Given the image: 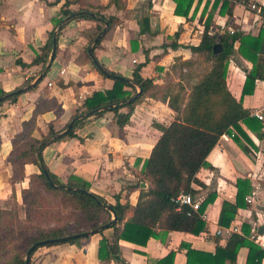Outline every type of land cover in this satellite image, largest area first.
<instances>
[{"label": "crops", "instance_id": "obj_1", "mask_svg": "<svg viewBox=\"0 0 264 264\" xmlns=\"http://www.w3.org/2000/svg\"><path fill=\"white\" fill-rule=\"evenodd\" d=\"M53 1L0 0V91L23 90L14 101L0 103V207H7L13 192L20 207L21 190L27 187L29 176L38 172L36 165L26 164L24 177L12 182L14 166L7 158L16 136L28 132L41 138L48 133L49 125L57 135L49 138L52 141L42 151L50 172L64 180L73 175L88 182L89 191L108 202H113V196L119 194L121 203L128 201L133 207L139 190L147 189L149 184L141 181L146 185L144 188L140 187L141 182L139 188L130 190L129 187L139 181L143 161L149 156L161 128L175 114L167 105V94L175 93L182 86L186 96L193 83L188 68L177 64L175 59L193 57L188 46L200 42L209 13L214 32L222 34L232 29L244 35L259 36L264 29V15L250 9L248 4L260 8L264 7V0H249L247 5L236 0H220L215 9H212L214 0H193L187 17L174 13L173 0H123L124 7L120 9L110 0H86L90 10L115 17L111 28L97 45L94 44L93 57L108 70L129 79L134 67L148 59L141 74L153 79L156 92L134 105L130 120L122 129L116 124L114 113L107 111L78 123L74 129L76 136L64 135L68 124L74 120L73 115L83 110L85 98L94 91L110 88L112 80L97 72L91 57L86 55L88 50L85 52L89 39L97 30L93 19L69 22L59 32L55 58L50 59V55L44 67L41 63L29 64L53 29L52 18L58 17L61 3L50 5ZM78 8L77 3L70 5L71 10ZM144 18L149 20V26L148 30L141 31ZM174 42L177 47H171ZM233 48L227 67V86L251 113L264 105V80L255 81L252 93H242L246 74L254 72L256 67L257 54L239 41ZM17 60L27 65L17 64ZM136 90H139L137 86ZM120 112H127V107H122ZM241 126L258 147V152L246 154L230 135L223 134L206 157L214 169L202 167L197 173L204 187L195 186L198 190L195 197L203 201L210 192L215 193L214 200L204 210V229L193 234L156 228L158 237H150L145 244L120 239L121 258L109 264H169L170 259H165L171 252V264H186L188 246L196 251L214 253L216 240L223 246L231 236L226 229L232 225L241 222L240 235L244 224L249 226V231L259 230L264 225V179L261 176L264 172V123L262 138L245 125ZM54 137L57 138L53 140ZM237 178L250 180L252 191L255 190L254 201L238 208L227 226L219 225L222 202H235ZM256 183L260 184L258 188ZM130 214L131 211L127 216ZM217 230H222V234H216ZM100 239L101 235L95 233L87 240H80L79 244L40 246L33 252L31 262L99 264ZM247 255L248 248H241L235 261L227 259L224 264H246ZM193 260L197 262L196 258ZM263 260L264 257L252 264H261Z\"/></svg>", "mask_w": 264, "mask_h": 264}, {"label": "trees", "instance_id": "obj_2", "mask_svg": "<svg viewBox=\"0 0 264 264\" xmlns=\"http://www.w3.org/2000/svg\"><path fill=\"white\" fill-rule=\"evenodd\" d=\"M173 1L174 13L187 17L193 0ZM219 1L214 0L212 9H215ZM236 1L245 5L249 2V0ZM109 2L117 9L124 7L123 0ZM58 3H61L58 17L52 18L54 27L49 32L45 44L35 52L29 64L41 63L44 67L48 63L54 34L56 33L57 49L59 32L69 22L84 19L96 21L97 30L85 47L87 52L105 25L108 30L115 21L114 16L105 17L87 8L86 0H54L50 5ZM75 3L79 4L76 11L70 9V5ZM148 6H151L150 2ZM260 12L264 15V7H260ZM148 26L149 20L144 18L141 31L148 30ZM261 33L256 37L236 31L219 34L212 30L211 14H208L200 42L188 46L193 57L186 60L175 59L177 64L188 68L193 83L186 96L182 86L175 93L167 94L169 95L167 105L175 114L173 119L161 128V133L153 144L149 156L143 161L139 181L129 187L130 190L139 188L141 181H147L149 184L147 189L139 190L137 202L133 207L128 201L121 203L119 194L113 196V202H108L105 198L90 192L88 182L73 175L64 180L49 171L42 157V151L52 141L49 138L56 135L52 125H49L48 133L41 138L33 137L28 132L18 134L7 158L14 166L12 182L24 177L26 164L36 165L38 172L29 176L27 187L20 193L23 218L19 216L15 192L10 206L0 208V264H25L26 261L32 264L31 256L38 247L61 243L79 244L80 240H87L90 236L72 237L67 241H57V239L94 230L109 222H112L111 225L98 232L101 235L98 246L99 264L120 260V239L145 244L150 237H158L156 228H161L165 232L175 230L200 233L205 227L201 215L206 206L214 200L215 193L210 192L195 211H191L186 205L178 206L174 199L180 193L196 196L198 190L195 186L204 187L197 178V173L202 167L214 169L207 162L206 157L223 134L230 135L246 154L254 155L258 152V147L243 130L241 124L256 133L258 138H262V123L251 116L242 102L232 95L227 86L226 74L234 51V43L239 41L257 54L256 67L254 72L246 74L242 93H252L255 81L264 80V39L262 38L264 29ZM216 44L220 45L217 53L214 52ZM170 45L178 46L175 42ZM86 55L90 58L87 53ZM55 56L56 53L53 59ZM148 61L145 59L137 64L129 79L108 70L99 63L101 69L91 60L92 66L103 78L112 80V85L103 91H94L84 99L83 110L76 111L72 117L74 119L72 127L64 135L76 136L74 129L78 123L89 117H99L107 111L114 113L116 124L122 129L129 122L134 105L146 95H153L156 92L153 79L141 74V69ZM17 64L27 65L21 60H17ZM136 86L140 90L138 96L133 101L126 102L136 94ZM22 91V89L11 93L0 91V97H3L0 103L5 100L14 101ZM105 106L110 107L103 109ZM124 106L127 107V112H120ZM91 111L93 113L88 117L82 116ZM55 138L57 137L53 140ZM235 186L237 189L235 202H222L219 225L227 226L234 219L237 209L246 205L245 196L252 192L250 180L247 178H237ZM129 211L131 214L127 216ZM249 230V226L244 224L243 234H231L223 246L216 240L214 253L196 251L188 246L186 264H194V258L197 260L195 264H224L227 259L235 261L238 251L245 247L248 248L246 264L260 262L264 257V250L247 237ZM45 240L52 241L34 246ZM32 246L34 247L27 258L26 254ZM172 256L171 252L165 259H170L169 264Z\"/></svg>", "mask_w": 264, "mask_h": 264}, {"label": "built area", "instance_id": "obj_3", "mask_svg": "<svg viewBox=\"0 0 264 264\" xmlns=\"http://www.w3.org/2000/svg\"><path fill=\"white\" fill-rule=\"evenodd\" d=\"M250 9H254L257 11H260V8L257 7L255 4H248ZM264 23V20H263ZM230 33H233V30L230 29ZM251 116H254L256 119H258L259 121H261V123H264V105L262 108H258V109H254L252 110V112L250 113ZM262 178L264 179V172L262 173ZM259 183H256V188L259 187ZM254 196H255V190H253L248 196L245 197V202L247 204H251L254 201ZM174 201L178 204V206H182V205H186L188 206L191 211H195L198 210L200 207V203L201 201L198 200L195 196H192L190 194H185V193H180L178 194ZM187 214H190V211L187 212ZM202 219H205V213L203 212L201 215ZM241 222H239V224H234L231 227L226 229L227 234L231 235L233 233H241V228L240 226ZM222 230H217L216 234L221 235ZM264 235L263 234H259L257 228H252V230L250 231L249 234V239H251L254 243H256L257 245H259L263 250H264ZM261 264H264V260L261 262Z\"/></svg>", "mask_w": 264, "mask_h": 264}, {"label": "water", "instance_id": "obj_4", "mask_svg": "<svg viewBox=\"0 0 264 264\" xmlns=\"http://www.w3.org/2000/svg\"><path fill=\"white\" fill-rule=\"evenodd\" d=\"M106 31H107V25H106V27L102 30V32H100V34L94 39L93 43H92V44L90 45V47L88 48V54H89V56L91 57V59L93 60V62L95 63V65L98 66L99 68H101V66L99 65V63L97 62V60L93 57V55H92V48H93L94 44H95V43L101 38V36H103V35L106 33ZM55 50H56V33H55L54 36H53V47H52V54H51V56H50V59L53 57V54H54ZM219 50H220V45H219V44L214 45V52L217 53ZM101 69H102V68H101ZM103 72H105V70H103ZM139 91H140V90H138V92H136V94H135L133 97H131L130 99L126 100V102H131V101H133V100L138 96ZM0 100H2V98H0ZM124 102H125V101H124ZM108 107H110V106H105L103 109L108 108ZM92 113H93V111L88 112V113H85V114H83L82 116H83V117H88V116H89L90 114H92ZM73 121H74V120H72V121L68 124V126H67V128H66V130H65L64 133H66V132L72 127ZM56 136H57V135H56ZM145 186H146V185H145L144 182H141V183H140V187L144 188ZM111 223H112V222H109L108 224L102 225V226H100V227H98V228H96V229H94V230L85 231V232H83V233H81V234H78V235H71V236H65V237L59 238V239H57V241H67L68 239H70V238H72V237H79V236H81V237H86V236H90V235H92V234L98 233L100 230L105 229L106 227H108L109 225H111ZM258 233H259V234L264 233V225L260 227V229L258 230ZM51 241H52V240H45V241H43V242H38V243L34 244V246H35V245H42V244H45V243H48V242H51ZM34 246H32V247L28 250V252H27V254H26V257H27V258L29 257V255H30V253H31V250L33 249ZM25 264H28V262L26 261Z\"/></svg>", "mask_w": 264, "mask_h": 264}, {"label": "rangeland", "instance_id": "obj_5", "mask_svg": "<svg viewBox=\"0 0 264 264\" xmlns=\"http://www.w3.org/2000/svg\"><path fill=\"white\" fill-rule=\"evenodd\" d=\"M10 204H11V201H10L9 204L6 205V206H7L6 208H8V207L10 206ZM0 208H2V207H0ZM18 212H19V216H20L21 218H23L24 211H23L22 205L19 207Z\"/></svg>", "mask_w": 264, "mask_h": 264}]
</instances>
